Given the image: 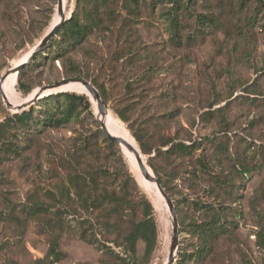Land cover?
Instances as JSON below:
<instances>
[{
	"label": "rangeland",
	"instance_id": "rangeland-1",
	"mask_svg": "<svg viewBox=\"0 0 264 264\" xmlns=\"http://www.w3.org/2000/svg\"><path fill=\"white\" fill-rule=\"evenodd\" d=\"M262 1L256 0L239 15L225 5L220 9L233 25V31L245 23L243 15L257 19L253 30L242 29L236 38L224 37L218 32L191 46L175 45L161 17L143 11L131 40L124 42L114 35L93 36L71 55L82 76L105 90L107 115L104 124L111 135L128 140L139 150L131 131L127 130L129 124L120 122L113 113L118 107L129 104L131 96L128 95H135L140 97L137 106L148 105L155 112L179 109V117L170 125L172 131L182 139H204L209 158L214 154L219 157L209 161L208 170L218 174L226 191L222 192V198L230 206L228 219L234 227L230 235L220 237L213 244L204 264H264V242L260 238L264 234ZM56 5L57 0H0V79L29 57L48 31L51 20L57 22ZM73 5L74 0H62L65 17H69ZM216 11L219 13L218 8ZM69 70V66L62 65L59 60L30 62L19 71L20 75L18 72L2 83L5 95L15 106L20 105L42 87L75 79L66 78L65 71ZM59 92L84 94L85 90L78 84H71L49 94ZM169 93L174 95L170 102L166 97ZM88 98L93 107V119L101 124L95 103ZM160 100L161 103L156 104ZM14 113L5 106L0 92V122ZM143 118V112L130 114V121ZM88 120H84L83 126L72 124L43 132L22 157L0 166V264L166 263L172 239L168 206L143 178L134 156L123 148L120 149L126 169L140 195L150 204L155 219L158 236L152 253H146L140 241L136 243L134 255L115 251L116 243L121 244L131 221L140 218V207L110 221L108 239H112V243L104 242L99 236L93 245L79 237L74 221L52 234L43 225L42 218L27 213L35 203L48 201L45 192L48 185H53L56 179L58 183L65 179L66 168L62 170L61 163L52 161L50 151L57 154L61 147L76 142L84 132L88 134L91 128ZM220 149L226 153L221 154ZM141 157L153 175L148 166L150 156L141 154ZM78 163L84 165L82 160ZM87 165L94 168L106 165L111 172L117 166L103 155L96 160H86L83 167ZM174 165L176 170L184 171V162ZM243 167L249 170L245 176L240 175ZM214 182L209 181L210 186ZM175 185L173 199L181 201L178 212L185 211L181 192L189 199H209L203 186H197L193 178L179 177ZM53 240L61 252V258L55 263L46 257ZM194 246L189 235L178 236L175 261L180 260V253L192 255ZM186 259V264H193L192 259Z\"/></svg>",
	"mask_w": 264,
	"mask_h": 264
},
{
	"label": "trees",
	"instance_id": "trees-1",
	"mask_svg": "<svg viewBox=\"0 0 264 264\" xmlns=\"http://www.w3.org/2000/svg\"><path fill=\"white\" fill-rule=\"evenodd\" d=\"M255 1L74 0L69 17H65L47 49L40 51L31 62L34 64L45 59L59 60L62 65L65 63L71 69L65 71L66 78L87 81L80 73L79 67L73 63L71 55L93 36L114 35L124 42L131 40L137 32L136 26L143 11L149 15H159L171 42L187 47L209 36H216L218 32L224 37L236 38L242 29L253 30L257 25L255 17L243 15L245 23L233 31V25L220 9L225 5L236 15L244 14ZM260 6L264 7V3ZM217 8L220 14L216 11ZM230 15L235 16L231 13ZM50 17L49 15L48 18ZM55 24V20H51L46 34ZM18 74L20 75V72ZM90 84L99 93L105 105L107 96L103 87L92 81ZM128 96H131L129 104L118 107L113 113L120 122L129 124L127 130L131 131L141 154L150 156L148 166L176 212L178 236L187 234L195 243L192 255L180 253V260L174 259L173 264H186V258L192 259L193 264H204L213 244L220 237L230 235L231 228L234 227V223L228 219L230 206L222 198V192L226 191L219 181L218 174L208 170L209 161L219 157L214 154L209 158L208 152L205 151L204 139H182L172 131L170 125L179 117V109L155 112L156 110H151L148 105L137 106L140 97ZM166 97L170 102L174 95L169 93ZM161 100L156 104H160ZM92 108L85 94L59 92L39 98L25 110L6 115L0 122V166L6 161L22 157L43 132L72 124L83 126L84 120L89 119L91 128L88 134L84 132L76 142L61 147V152L57 154L50 151L52 161L61 163L60 169L66 168L64 183L54 180V184L48 185L45 190L48 201L35 203L27 213L35 218H42L43 225L52 234L74 221L79 237L93 245L99 236L104 242L112 243V239H108L111 234L108 230L110 221L128 214L135 207H140V218L131 221L121 244L116 243L115 251L134 255L136 243L140 241L145 246V252L152 253L158 231L150 204L140 195L131 174L128 173L118 144L109 140L101 125L93 119ZM132 112H143L144 118L130 121ZM217 152L219 153V150ZM220 153L226 152L220 149ZM102 155L104 159L112 160L117 165L112 172L106 165L97 168L90 165L83 167L86 160H96ZM79 160H82L83 166L78 163ZM178 161L184 162V171L176 170L174 164ZM241 172L240 175L245 176L249 170L243 167ZM179 177L185 180L193 178L197 186H203L206 194H209V199H189L182 196L181 192L182 207L185 211L178 212L181 201L174 200L173 197L175 181ZM53 178H56L54 173ZM211 180L215 182L210 186ZM212 186L218 188L217 191L212 189ZM260 238L264 242V234H261ZM46 257L53 260V263L61 258L55 240L51 242Z\"/></svg>",
	"mask_w": 264,
	"mask_h": 264
},
{
	"label": "water",
	"instance_id": "water-1",
	"mask_svg": "<svg viewBox=\"0 0 264 264\" xmlns=\"http://www.w3.org/2000/svg\"><path fill=\"white\" fill-rule=\"evenodd\" d=\"M56 12L57 14H59L60 19L59 21L50 29V31L43 37V39L39 42V44L37 45V47L35 48V50L29 55V57L27 58V60L25 62H23L22 64H20L19 66H17L14 69V72L17 74L25 65H27L28 63H30L36 56L37 54L42 51L50 42V40L53 38V36L55 35L56 31L58 30V28L61 26V24L63 23V21L65 20V15L63 13V9H62V0H57V5H56ZM8 75V73H6L4 76L1 77L0 79V92L2 95V100L5 104V106L8 109H11L13 112H18L20 110L25 109L26 107H28L29 105H31L34 101L38 100L39 98L48 95L49 93L58 90L59 88L66 86L70 83H77L80 84L84 89L85 92H83L84 94H86L87 96H89L92 101L95 103L96 106V110H97V117L101 118V117H105L107 115V109L105 107V105L103 104L99 93L96 91V89L87 81L83 80V79H64L61 81H58L56 83H53L51 85L42 87L40 89H38L35 93V95L27 102L19 105L18 107H13L10 103L7 102L5 96L3 95L2 91H1V84L4 81V79L6 78V76ZM100 122V121H99ZM101 129L102 131L105 133V135L107 136V138L111 141L116 142L120 148L121 145H123L127 151L131 152L135 158V162L139 168V171L141 173V175L143 176V178L148 181V182H152L155 184L157 190L159 191L160 195L162 196V198L164 199L165 203L168 206V210L172 219V239H171V244H170V249H169V253H168V257H167V261L165 264H173L174 261V257L177 251V244H178V224H177V220H176V215H175V210L173 207L172 202L169 200L168 196L165 194V192L163 191V189L161 188V186L158 184L157 180L155 179V177L153 175H151L149 173V171L146 169V167L143 164L142 161V157L141 154L139 153V150L133 148L131 145L127 144L126 142H124L123 140L117 138V137H113L111 136L106 127L101 123Z\"/></svg>",
	"mask_w": 264,
	"mask_h": 264
},
{
	"label": "bare ground",
	"instance_id": "bare-ground-1",
	"mask_svg": "<svg viewBox=\"0 0 264 264\" xmlns=\"http://www.w3.org/2000/svg\"><path fill=\"white\" fill-rule=\"evenodd\" d=\"M62 9H63V6H62ZM58 16H59V14H58ZM59 19H60V16H59V18H58V20H57V22L59 21ZM56 22V23H57ZM27 60V59H26ZM25 60V61H26ZM24 61V62H25ZM23 63V62H22ZM21 63V64H22ZM20 65V64H19ZM18 65V66H19ZM17 67V66H16ZM15 67V68H16ZM15 68H13L12 70H10L9 72H8V75L6 76V78L4 79V81L3 82H5V81H7V80H9L13 75H15L16 73L14 72V69ZM2 82V83H3ZM71 84H77V83H70V84H68V85H71ZM68 85H66V86H68ZM78 85H80V84H78ZM81 86V85H80ZM64 87V86H63ZM60 89V88H59ZM58 89V90H59ZM85 90V89H84ZM1 91H2V93H3V95L5 96V98H6V100H7V102L8 103H10L13 107H18L19 105H17V106H15L14 105V103L13 102H11V101H9L8 99H7V97H6V95H5V92H4V89H3V85L1 84ZM56 91V90H55ZM54 92V91H53ZM35 95V92H34V94L27 100V101H29L33 96ZM26 101V102H27ZM25 103V102H24ZM23 104V103H22ZM21 105V104H20ZM104 120H105V117H101L100 118V122L105 126V124H104ZM109 133V132H108ZM110 134V133H109ZM111 135V134H110ZM111 136H113V135H111ZM113 137H115V136H113ZM117 138H119V139H121V140H123L124 142H126L127 144H129V145H131L130 143H128L125 139H123V138H120V137H117ZM132 146V145H131ZM133 147V146H132ZM121 148H123L124 150H126V148L123 146V145H121ZM134 148V147H133ZM127 151V150H126ZM127 152H129V151H127ZM129 153H131V152H129ZM132 154V153H131ZM133 155V154H132ZM142 159V158H141ZM144 160V159H143ZM148 182V181H147ZM151 183V185H152V187L154 188V190L156 191V193L158 194V196L161 198L162 196L160 195V193H159V191L157 190V188H156V186H155V184L154 183H152V182H150ZM164 201V200H163ZM167 261V260H166Z\"/></svg>",
	"mask_w": 264,
	"mask_h": 264
}]
</instances>
